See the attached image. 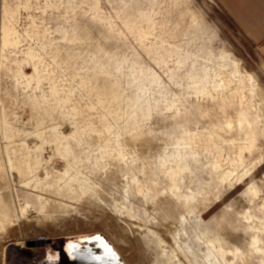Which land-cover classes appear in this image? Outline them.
<instances>
[{"label": "bare ground", "instance_id": "obj_1", "mask_svg": "<svg viewBox=\"0 0 264 264\" xmlns=\"http://www.w3.org/2000/svg\"><path fill=\"white\" fill-rule=\"evenodd\" d=\"M42 1L50 5L55 0ZM66 2L71 0H61V7H66ZM52 5L60 7L57 2ZM94 9L99 17L102 11L97 6ZM0 12L2 49L28 54L35 67L31 75L22 69L21 78L36 90L43 84L50 86L53 102L48 98L41 102L47 116L61 109L67 117H80L73 121L75 130L69 135L57 132L46 138L38 133L40 148L35 145L33 151L23 143L19 155L9 153L10 165L20 175L30 177L28 184L38 189L56 186L45 184L51 177L48 163L53 157L45 164L41 153L37 154L49 143L67 158L64 173L56 176L64 182L63 188L56 190L58 195L77 201L83 195H94L96 201L91 204L101 205L100 184L89 175L94 171L99 176L111 175L121 194L111 197L108 206L119 216L166 230L171 247L160 230L161 234L146 227L141 233L145 240L161 248L172 264H186L184 260L187 264H264V188L250 183L243 193L246 201L230 204L231 213L215 228L203 218L209 207L225 196L227 190H221L222 183H226L228 191L234 189L251 177L264 160L252 163L254 158L249 159L259 149L264 131V106L261 108L262 101L256 97L258 75L257 78L243 70L231 53L215 66L198 68L196 61L181 51L161 53L164 45L152 39L164 33L163 21L152 10L137 8L122 18L124 26L140 46L155 51L156 62L169 57L173 65L167 67V82L150 66L134 60L124 89L117 75L122 72L120 63L101 66L96 55L79 65L78 57L83 55L78 54L80 47L70 52L73 59L66 62L67 66L65 60L56 57V40L43 41L49 37L47 30L42 35H32L19 29L21 22L16 18L20 11L14 1L4 0ZM101 21L117 30L112 18ZM76 39L71 36L68 41ZM106 65H112L111 70ZM85 68L91 73L83 75L80 70ZM261 68L264 71V64ZM61 71L76 86L63 87L58 80ZM158 109L174 113L166 116L168 122L160 135L152 131L153 136L146 138L142 127ZM2 125L9 126L4 120ZM12 130L18 134L21 131L17 127ZM208 155L214 156V161L209 158L210 165L206 167ZM43 164L44 179L37 173ZM113 164L116 169L111 172ZM8 217V209L0 202V220L6 222ZM127 226L133 227L129 223ZM43 243L40 239L27 245Z\"/></svg>", "mask_w": 264, "mask_h": 264}, {"label": "rangeland", "instance_id": "obj_2", "mask_svg": "<svg viewBox=\"0 0 264 264\" xmlns=\"http://www.w3.org/2000/svg\"><path fill=\"white\" fill-rule=\"evenodd\" d=\"M3 1L0 0V11ZM13 1L17 11H20L16 19H20L21 31L27 30L29 34L42 35L47 30L49 37L43 41L56 40V57L65 60V64L73 59L70 52H76L80 47L78 54L83 55L78 57L79 65L94 59L96 55H99L101 66H105L104 63H120L122 72L117 75L124 89L130 80L128 75L134 60L150 66L164 81H169L166 70L173 62L169 57L165 61L161 58L159 63L156 62L155 51L140 46L122 21L124 16L130 15L137 8L152 10L165 26L164 33L152 39H157L164 45L161 53L181 51L196 61L197 68L215 66L219 60L231 53L232 58L242 65L243 70L251 72L257 78L259 76L256 97L262 101L261 108L264 106V71L261 68L264 62L259 65L261 61L256 52L245 45L224 22L219 7L213 0H71L66 2V7H61V0H55L60 7L52 5L55 1L50 5H45L42 0H11V3ZM95 6L98 11H102L99 17L95 15ZM102 18H112L117 30L108 28L101 21ZM71 36L78 39L69 43ZM62 46L67 48H61ZM233 59L231 60L234 61ZM111 67L112 65H106L110 70ZM22 69L30 75L35 71L31 57L26 53H14L8 48L3 50L0 40V202L9 212L6 222L0 220V264H37L46 258H54L64 242L96 233L102 234L114 246L125 264H172L163 255L161 248L150 240H145L144 234L141 233L146 227L160 234L162 231L164 241L171 247L172 241L166 230L119 216L108 206L111 197L121 194V189L117 188L115 180L110 178L111 175L99 176L97 171L90 173L92 180L100 184L98 190L103 193L101 205H92L91 203L96 201L94 195L91 198L83 195L78 201L58 195L56 190L63 188L64 182L59 181L56 176L58 173H64L67 158L59 155L49 143L44 144L37 154L41 153L45 164L51 156L53 157L48 163L51 177L45 184H55V187L35 188L28 184L29 176L20 175L12 168L9 153L19 155L23 143L33 151L36 149L35 145L40 148L42 143L37 137L38 133H42L46 138L57 132L69 135L75 130L73 121L80 118L67 117L61 109L52 117H48L41 102L44 98L53 102L49 84H43L41 89L37 90L28 87L27 81L21 78ZM80 72L83 75L91 73L86 68ZM58 80L66 88L75 85L65 71L60 72ZM34 85L36 86V83ZM60 93L67 98L65 91L61 90ZM173 113L161 109L153 112L142 127L143 131H146V138L153 136L152 131L154 135H160L168 122L165 120L166 116ZM2 120L9 126L3 127ZM12 127L20 129V134L13 132ZM88 139L96 141L95 138ZM259 141V149L249 157L254 158L252 163L264 159V131L262 140ZM154 143L156 141L151 142ZM71 145L77 148L74 142H71ZM209 158L214 161V156L208 155L204 160L206 167L210 165ZM45 164L37 171L42 179L46 176L43 169ZM109 168L111 172L116 169L114 164ZM116 178L118 179V176ZM250 183H255L259 189L264 188V160L251 177L234 189L228 191L226 183H222L221 190H227L225 196L206 211L203 217L205 223L215 228L226 214L231 213L233 207H228L230 204L234 206L246 201L243 193ZM127 223L133 227L130 228ZM40 239L46 244L27 245V242L37 243ZM184 263L187 264L185 260Z\"/></svg>", "mask_w": 264, "mask_h": 264}, {"label": "crops", "instance_id": "obj_3", "mask_svg": "<svg viewBox=\"0 0 264 264\" xmlns=\"http://www.w3.org/2000/svg\"><path fill=\"white\" fill-rule=\"evenodd\" d=\"M213 1L219 7L224 22L256 52L261 65L264 62V0Z\"/></svg>", "mask_w": 264, "mask_h": 264}, {"label": "water", "instance_id": "obj_4", "mask_svg": "<svg viewBox=\"0 0 264 264\" xmlns=\"http://www.w3.org/2000/svg\"><path fill=\"white\" fill-rule=\"evenodd\" d=\"M94 235L70 240V245L61 249L54 258H46L37 264H125L114 246L102 234L96 233L99 237Z\"/></svg>", "mask_w": 264, "mask_h": 264}, {"label": "flooded vegetation", "instance_id": "obj_5", "mask_svg": "<svg viewBox=\"0 0 264 264\" xmlns=\"http://www.w3.org/2000/svg\"><path fill=\"white\" fill-rule=\"evenodd\" d=\"M68 244L70 245V243H68V242H64V243L61 245L60 249H58V253L61 251V249H63V248L65 249L67 246H69ZM58 253H57V254H58Z\"/></svg>", "mask_w": 264, "mask_h": 264}]
</instances>
